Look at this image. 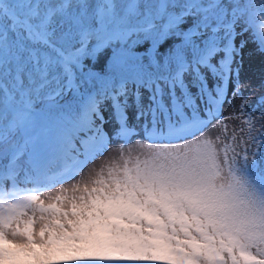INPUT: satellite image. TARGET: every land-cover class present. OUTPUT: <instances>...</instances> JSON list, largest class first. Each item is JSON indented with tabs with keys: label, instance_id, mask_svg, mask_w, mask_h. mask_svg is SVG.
I'll return each instance as SVG.
<instances>
[{
	"label": "rangeland",
	"instance_id": "1",
	"mask_svg": "<svg viewBox=\"0 0 264 264\" xmlns=\"http://www.w3.org/2000/svg\"><path fill=\"white\" fill-rule=\"evenodd\" d=\"M173 41L168 38L158 50ZM236 49L232 68H222L217 82L191 83L193 98L183 94L186 103L167 113L175 114L173 122L211 116L198 133L151 140L146 98L124 100L128 140L116 135L112 110L106 109L88 131L105 124L108 148L76 176L55 186H46L44 176V190L34 196L0 197V251L41 252L44 243H68L69 254L58 249L61 264L109 258L264 264V56L245 33ZM109 56L107 51L86 62L102 68ZM159 113L167 115L164 109ZM244 253L251 258L242 260Z\"/></svg>",
	"mask_w": 264,
	"mask_h": 264
},
{
	"label": "trees",
	"instance_id": "2",
	"mask_svg": "<svg viewBox=\"0 0 264 264\" xmlns=\"http://www.w3.org/2000/svg\"><path fill=\"white\" fill-rule=\"evenodd\" d=\"M261 9L264 0H0V80L13 94L6 101L0 87V186L6 182L10 154H20L13 169L19 181H34L53 162L50 148L59 145L63 133L75 138L80 126L88 124L79 97L64 83L60 50L73 51L85 61L83 70H75L77 84L94 89L99 99L105 98L104 89L124 98V93L133 95V78L165 87L168 79L177 80L183 61L187 65L182 75L194 72L195 64L203 68L202 56L224 50L231 33L216 24L220 11H225V19H234L238 36L245 33L260 50L247 10ZM99 13L109 30L106 45L100 41ZM168 38L174 41L163 49L140 50ZM81 41L86 45L78 53ZM107 51L106 64L89 69L87 58ZM123 75L128 82L121 83ZM24 101L29 108L23 107ZM4 148L9 150L1 154ZM44 244L40 253L19 248L7 257L0 254V264H52L55 250L51 243Z\"/></svg>",
	"mask_w": 264,
	"mask_h": 264
}]
</instances>
